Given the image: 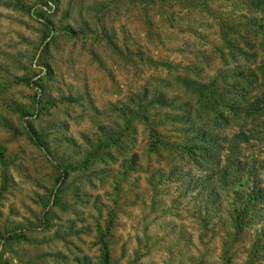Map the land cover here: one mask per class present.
Listing matches in <instances>:
<instances>
[{
  "label": "rangeland",
  "instance_id": "rangeland-1",
  "mask_svg": "<svg viewBox=\"0 0 264 264\" xmlns=\"http://www.w3.org/2000/svg\"><path fill=\"white\" fill-rule=\"evenodd\" d=\"M262 44L264 0H0V264H264Z\"/></svg>",
  "mask_w": 264,
  "mask_h": 264
},
{
  "label": "trees",
  "instance_id": "trees-1",
  "mask_svg": "<svg viewBox=\"0 0 264 264\" xmlns=\"http://www.w3.org/2000/svg\"><path fill=\"white\" fill-rule=\"evenodd\" d=\"M262 47H264V44H262ZM248 78H255L257 80V77L255 76V74L253 75V73L252 75H249ZM256 101L259 100L256 99ZM236 119H239V115L236 117ZM245 167L246 164L244 165L242 162H238L233 173L224 171L217 178V181L220 183L221 191L227 194L240 196L239 201L237 202L239 206L242 207L241 210H237L239 219H242V217L249 215L248 213H250L251 211L253 212L254 209H250V207L254 202L258 201L261 198V189L257 190L255 186L253 187L249 183L251 180L255 181L257 169L253 167L250 170H247ZM210 178L211 177L208 176V178H206L205 180H201L197 183L196 187L197 189L202 190V194L204 192L205 197H208L213 205H217L222 199V194L218 191L213 192V190L210 189L211 182H208ZM253 185L255 184L253 183ZM240 189H245V192L240 193ZM236 205L237 204L234 203L235 207Z\"/></svg>",
  "mask_w": 264,
  "mask_h": 264
}]
</instances>
